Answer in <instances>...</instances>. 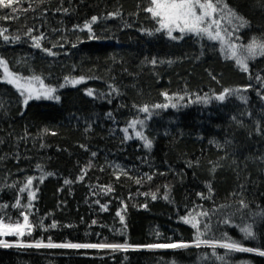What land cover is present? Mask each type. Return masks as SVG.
I'll use <instances>...</instances> for the list:
<instances>
[{
	"label": "trees",
	"instance_id": "16d2710c",
	"mask_svg": "<svg viewBox=\"0 0 264 264\" xmlns=\"http://www.w3.org/2000/svg\"><path fill=\"white\" fill-rule=\"evenodd\" d=\"M149 4L15 0L0 7L8 72L55 89L53 98L25 105L0 65V219L23 224L24 213L33 226L31 234L0 239L127 245L0 247V264H264L255 252L196 246L226 235L264 250V57L247 61L243 72L207 36L170 39L155 31ZM220 4L247 21L240 27L233 17L238 44L264 40V0ZM94 16L89 31L84 25ZM225 89L238 91L216 100ZM133 120L143 124L130 128ZM29 177L31 201L28 190L20 192ZM191 217L197 228L184 222ZM246 224L255 239H244ZM172 243L189 246L148 247Z\"/></svg>",
	"mask_w": 264,
	"mask_h": 264
},
{
	"label": "snow or ice",
	"instance_id": "6c2138e0",
	"mask_svg": "<svg viewBox=\"0 0 264 264\" xmlns=\"http://www.w3.org/2000/svg\"><path fill=\"white\" fill-rule=\"evenodd\" d=\"M15 0H0V7H10ZM224 8L227 6L224 5ZM146 12H148L152 19L156 21V23L159 25L158 28L155 29L156 32L165 31L167 33V36L170 39H182L185 34H193L196 36H207L209 40H220L222 45L224 42V37L221 36L220 32V21L217 19H214V16L218 13V10H221V4L220 0H150V4L147 8L144 9ZM118 15V13H117ZM228 15L231 17H234L239 21V26L244 27L247 24V21L240 16H237L236 13L232 12L231 9H228ZM97 20V17H92L91 21L88 23H85L84 27L88 28L89 31H91L90 24L95 23ZM213 26H215L216 30L213 31ZM3 31L0 30V36L3 35ZM31 31V30H30ZM173 32H179L181 34L180 37L174 36ZM151 35V33H149ZM5 40H8L7 36L3 37ZM40 37H34V46L39 48L40 43L39 40ZM228 51L230 53L229 58H234L235 63L239 66L240 70L243 72H247L248 64L246 63L249 59H254L257 56L264 57V40H257L255 38L252 39L250 43H248L241 51L243 53H246V55H238L237 54V47L235 44L228 43L227 45ZM48 51L49 55H53V53L50 50ZM155 63V61H153ZM0 65L4 66L5 69V76L8 77L7 82L10 84H14L18 90H21V95H24L27 93V95L24 98L23 103L26 105L29 100L35 98L40 99L41 97L45 99L53 98L52 94L55 92V89L53 88H46L43 85V82L41 81V89H34L31 86V83H25L20 84L19 78H12V74L8 72L7 66L5 65V62L3 60H0ZM34 80H39V77H33ZM67 79V78H66ZM259 80L260 77H257ZM83 81V77L71 81V83L79 84ZM63 86V85H62ZM234 91L238 90H231V89H225L221 94L215 97L218 101H224L227 96H230L233 94ZM34 93H37L34 95ZM88 95H92L91 90L88 91ZM166 99H171L166 94ZM56 99H59V97H55ZM182 99V97H181ZM240 99H245L244 97H240ZM264 99V97H262ZM170 105L168 104H157L154 107L156 108H167ZM171 107H176V104H171ZM141 112L147 113L149 111L147 106H144L140 108ZM137 124H143V121L140 120H133L129 122L130 128H135ZM124 131L127 133V129H124ZM137 137H140L144 140V147L150 148L151 147V141L148 140L147 137H144L141 132H136ZM128 139L129 137H125ZM95 155V153H93ZM151 179V177H148ZM65 183H69V181H65ZM139 183V181H137ZM33 184V178L29 177L27 179V182L24 184L22 188H20V192H25L28 190V199L31 201L34 198V193L31 192L29 189L31 188ZM108 191H111L109 188ZM153 199H156L155 194H153ZM166 198V197H165ZM20 205V201L17 200L16 204L12 205V207H18ZM241 208H246L247 205L241 201L240 202ZM3 207L7 208L8 205H4ZM106 209V206H103ZM23 215V224L17 222L16 224L11 223H4L2 219H0V237L4 236H16V237H23L25 233L31 234L32 231V225L29 224L28 216L24 213H21ZM204 215H207V213H204ZM264 215V213L260 214ZM117 216H120L121 222H123L124 217L121 215V213L118 211ZM185 223H191L193 228H197L198 221L196 220V217L184 218ZM228 221L226 220L225 223ZM95 223V221H94ZM52 227H56L55 223H53ZM240 231L244 235V239H255V233L252 230L251 224H246L243 227L240 228ZM200 243L210 244L213 249L216 247H220L223 249H226L229 252H255L256 254L260 256H264V250L250 248V247H244L242 244L237 240H232L228 238L225 235V242H209V241H200L197 239L196 246L199 247ZM35 247V248H109L113 250L117 249H124L127 247V245L122 244H109V243H101V244H91V243H53L49 241L48 243H43L39 240H37L34 243L31 244H23L19 240L16 244L9 243L3 239H0V247ZM188 244H158V245H149L148 247H159V248H186L188 247ZM215 255V253H213ZM217 259H223V257L217 256Z\"/></svg>",
	"mask_w": 264,
	"mask_h": 264
},
{
	"label": "rangeland",
	"instance_id": "374dc122",
	"mask_svg": "<svg viewBox=\"0 0 264 264\" xmlns=\"http://www.w3.org/2000/svg\"><path fill=\"white\" fill-rule=\"evenodd\" d=\"M227 12L228 11L225 8L221 7V10H218V13L214 16V19H217V20L220 21L219 28H220L221 36L224 37L223 45H222L220 40H215V41H217L220 44V47L222 48V50L224 51V53L228 57L230 56V53H229L228 47H227L229 42L236 45L237 54L238 55H246V53H243L241 51L245 47V45H241V44L237 43L236 31H237V27L238 26L236 25V20L233 17L229 16ZM212 30L213 31L216 30L215 26H213ZM232 59L235 60L234 58H232ZM249 60H251V59H249ZM249 60H247V61H249ZM12 78H14V77L12 76ZM7 79H8V77L5 76V70H4V82H7ZM18 82L20 84H25V83H29L30 82L31 86L34 89H41V83L40 82L22 81V80H19ZM69 84H73V83H71V81H70ZM11 85L14 86L17 89V87L14 84H11ZM44 87H46V86H44ZM46 88H49V87H46ZM19 91H22V89L19 90ZM36 94L37 93H34V95H36ZM26 95H27V93L24 94V97ZM52 96H53V94H52ZM33 99H35V98H33ZM33 99H31V100H33ZM40 99H45V98L41 97Z\"/></svg>",
	"mask_w": 264,
	"mask_h": 264
}]
</instances>
